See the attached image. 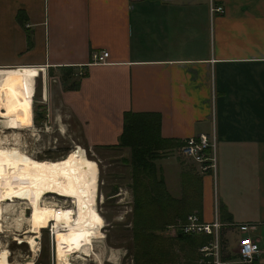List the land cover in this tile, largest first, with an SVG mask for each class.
<instances>
[{"label":"crops","instance_id":"1","mask_svg":"<svg viewBox=\"0 0 264 264\" xmlns=\"http://www.w3.org/2000/svg\"><path fill=\"white\" fill-rule=\"evenodd\" d=\"M63 67L81 75L60 99L88 147L116 144L126 111L157 113L163 138L213 137L220 258L264 264V0H0V128H28L33 76L59 81ZM192 173L211 222L212 177ZM240 224L260 251L249 263L235 253Z\"/></svg>","mask_w":264,"mask_h":264},{"label":"rangeland","instance_id":"2","mask_svg":"<svg viewBox=\"0 0 264 264\" xmlns=\"http://www.w3.org/2000/svg\"><path fill=\"white\" fill-rule=\"evenodd\" d=\"M33 79L34 90L31 96V105L26 104L29 108V118L25 123L28 125L27 127L31 129H24L17 133L16 137L20 141L18 144L12 136V131L0 128V146H16L31 157L41 161H56L63 159L68 153L74 150L76 145L80 146L85 152V156L97 165L98 191L96 192L95 207L97 213L102 218L103 227L100 229L102 236L92 239V247L89 251V255L83 256L80 255L81 253L79 255H72L69 257V263L132 264L133 256L137 254L139 248L141 251L144 249L143 245H146L149 238H146V232L144 231L143 233H138L136 240H132L133 183L131 175L132 166L129 161V148L93 149L88 147L84 143L78 123L60 99L62 87L59 81H52L51 78H47L48 81H45L46 85H43L44 81H41L39 73H35ZM12 106V102L7 103L8 111ZM10 110H12V108ZM20 114L23 113L20 112ZM7 115L6 119L12 121L13 114H9L8 112ZM22 117L23 116H18L17 119ZM34 117L37 119L34 120ZM7 127L21 128L12 127V125L9 124H7ZM144 137H146V134L143 133L141 138ZM166 153H171L168 155L170 158L166 160L172 161V163H167L166 160L159 158L154 161V164L157 167L156 173L161 174L163 177L164 186L168 195L176 199L184 196L187 203L190 201V199H188L189 197L191 201L193 199L195 203L197 201V193L195 191L196 184H194L193 188L189 191L183 189L182 184L184 183V185L187 186L190 185L189 182H186L188 179L186 178L185 172L192 174L193 167L196 166V164L192 160L185 159L179 155L177 148ZM181 172L185 178L181 176ZM140 177L144 178L145 174ZM213 183L214 180L212 177V187ZM9 197L10 192L8 190H0V252L6 249V260L12 263L30 261L32 264H57L61 242L59 237L57 240L55 236H53V229L51 228L53 224L49 222L47 227L40 230L38 236L34 234V236H37L35 247L38 250L35 249V251H32L25 242L26 236L31 234L25 233L29 225L27 223V217L30 215V209L27 204L19 200L7 206L10 204V202H7ZM43 199L46 202H51L58 206H71L68 199H62V197L54 195L53 193H46ZM158 211L159 209L155 208L153 205L142 207V214L140 215L142 219L140 222H145V224L148 225L151 223V220H157L156 224H162V220H164L168 214L163 213L164 215H162V217H154V214H159ZM174 221L173 222L176 223L181 220L175 218ZM173 222L171 223L174 224ZM167 226H165V228L162 227L160 231L152 232L156 235L158 234L162 238V248L158 247V243L150 241V244L155 245L156 249H148L147 247L149 255L158 256L159 254H165V257L170 258V253L172 252V254L175 255H173L171 258L172 261L170 262L176 264H190L189 262L193 260H190V247L188 244H180L179 246L175 240H173L172 243H169L168 240H164L165 237L173 238L168 235V230L166 231ZM64 231L61 232L68 237L71 236L69 229H67L68 232ZM55 234L57 236V233ZM222 238L225 242L224 246L227 247L228 245L229 248H232L235 245L237 231L226 230ZM226 242H228L227 245ZM228 247L226 248V252L231 251Z\"/></svg>","mask_w":264,"mask_h":264},{"label":"bare ground","instance_id":"3","mask_svg":"<svg viewBox=\"0 0 264 264\" xmlns=\"http://www.w3.org/2000/svg\"><path fill=\"white\" fill-rule=\"evenodd\" d=\"M9 130L19 144L16 135L24 129ZM97 176V165L85 156L78 145L65 158L56 161L37 160L16 146H0V190L10 192L7 201L10 204L7 206L16 200L28 205L29 225L25 233L31 234L26 236L25 242L32 251L36 249L35 240L40 230L47 227L49 222L53 224V236L57 240L59 237L61 242L57 264H70L69 257L72 255H89L92 239L102 236L100 229L103 221L95 207ZM46 193L68 199L71 206L63 207L44 201ZM67 229L71 232L70 237L61 232H68ZM6 253V249L0 252V264H32L30 261L9 262Z\"/></svg>","mask_w":264,"mask_h":264},{"label":"trees","instance_id":"4","mask_svg":"<svg viewBox=\"0 0 264 264\" xmlns=\"http://www.w3.org/2000/svg\"><path fill=\"white\" fill-rule=\"evenodd\" d=\"M18 22L24 26L23 19L21 20L18 18ZM26 40L29 44L30 40L27 30ZM80 76L81 75H76V72L70 67L61 68L58 79L62 90H75L79 82L78 77ZM36 119L37 118L34 117V120ZM159 122L160 119L157 113L126 111L122 115V129L118 136L117 143L106 147L129 148V161L132 166L131 175L133 183L132 240H136L138 233H143L144 231L146 232V238H149L146 245H143L144 249L141 251L139 248L137 254L133 256L132 264H176L170 262L172 261L171 258L173 255H175L172 254V252L170 253V258L165 257V254H159L158 256L149 255L147 247L148 249H156V246L150 244V241L158 243V247L162 248V238L158 234L156 235L152 232L160 231L162 227L165 228V226L171 225V222H173L175 218H179V220L184 222L185 217L188 214H195L200 219V211L197 201L194 203V200L192 199L191 201V198L188 197L190 201L187 203L184 196H181L178 199L170 197L165 189L162 175L156 173L157 167L155 166L154 161L162 157L165 152H170L174 148L176 149L182 142V140L174 138L161 137L159 134ZM143 133L146 134V137L141 138ZM144 174L145 179L140 177ZM185 175L188 179L186 182H189L190 185L187 186L183 183L182 188L189 191L193 188V185L196 184L195 191L197 193L199 177L189 172H185ZM182 177L184 176L182 175ZM148 205H153L155 208L159 209V214H154V217H162V215H164L163 213L168 214V216L162 220V224H156L157 220H151V223L148 225H146L145 222H140L142 219L140 216L142 214V207H147ZM172 237L173 238L165 237L164 240H168L169 243H172L173 240H175L179 246L180 244L189 245L190 252H188L191 257L190 260H193L189 262L190 264H195V261L198 258V247L206 245L212 240V235L209 234H183L177 232Z\"/></svg>","mask_w":264,"mask_h":264},{"label":"built area","instance_id":"5","mask_svg":"<svg viewBox=\"0 0 264 264\" xmlns=\"http://www.w3.org/2000/svg\"><path fill=\"white\" fill-rule=\"evenodd\" d=\"M221 12L220 6H213L209 4V13ZM107 51L101 50L93 57L96 61L102 62L107 57ZM80 75V72H77ZM179 155L185 159L192 160L199 169L200 173L208 172L214 180L212 187L213 195V220L211 222H202L197 215L188 214L185 217V221H177L174 224L168 225V235L174 236L177 232L183 234H209L212 235V240L206 244L198 247V258L196 264H225L220 258L219 243L216 239L217 236V199L215 189V172H216V156L214 139L208 138L203 134H199L196 137L189 136L182 140L181 144L177 148ZM247 225H238V231L241 237L237 241L235 247V253L238 257V261L241 263H249L254 259L260 251L257 245L251 240L248 234H246Z\"/></svg>","mask_w":264,"mask_h":264}]
</instances>
